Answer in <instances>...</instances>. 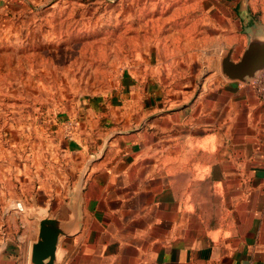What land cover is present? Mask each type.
I'll list each match as a JSON object with an SVG mask.
<instances>
[{
  "label": "crops",
  "instance_id": "crops-1",
  "mask_svg": "<svg viewBox=\"0 0 264 264\" xmlns=\"http://www.w3.org/2000/svg\"><path fill=\"white\" fill-rule=\"evenodd\" d=\"M107 1L173 39L65 123L38 113V155L1 162L0 264H31L43 219L53 264H264V103L221 69L264 42V0Z\"/></svg>",
  "mask_w": 264,
  "mask_h": 264
},
{
  "label": "rangeland",
  "instance_id": "rangeland-1",
  "mask_svg": "<svg viewBox=\"0 0 264 264\" xmlns=\"http://www.w3.org/2000/svg\"><path fill=\"white\" fill-rule=\"evenodd\" d=\"M146 20L107 0H0V172L38 155V113L65 123L71 104L118 92L142 46L173 39L144 35Z\"/></svg>",
  "mask_w": 264,
  "mask_h": 264
},
{
  "label": "water",
  "instance_id": "water-1",
  "mask_svg": "<svg viewBox=\"0 0 264 264\" xmlns=\"http://www.w3.org/2000/svg\"><path fill=\"white\" fill-rule=\"evenodd\" d=\"M263 66L264 42H250L236 63L232 62L229 56L221 62L222 73L227 78L237 81H250ZM59 234L56 222L49 219L39 222L37 241L31 249V264H53Z\"/></svg>",
  "mask_w": 264,
  "mask_h": 264
},
{
  "label": "built area",
  "instance_id": "built-area-1",
  "mask_svg": "<svg viewBox=\"0 0 264 264\" xmlns=\"http://www.w3.org/2000/svg\"><path fill=\"white\" fill-rule=\"evenodd\" d=\"M250 87L255 97L264 103V66L258 73L250 80Z\"/></svg>",
  "mask_w": 264,
  "mask_h": 264
}]
</instances>
